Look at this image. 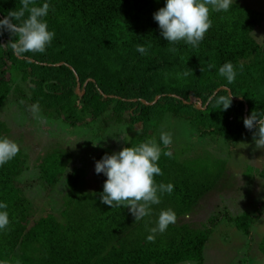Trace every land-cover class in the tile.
<instances>
[{"label": "trees", "instance_id": "1", "mask_svg": "<svg viewBox=\"0 0 264 264\" xmlns=\"http://www.w3.org/2000/svg\"><path fill=\"white\" fill-rule=\"evenodd\" d=\"M44 2L50 5L48 30L55 32L45 53L17 56L10 47L0 48V137L11 133L2 113L9 94V103L21 111L38 105L39 113L69 128L116 139L123 147L150 138L159 143L166 126L184 128L188 140L231 147L250 131L243 119L253 110L264 111V45L252 35L263 21L259 10L233 0L227 12H212L211 28L193 48L183 41L169 44L161 36L153 13L165 0H35L36 6ZM20 6V0H0V19ZM13 39L7 31L0 35L2 44ZM137 44L148 48L146 55L136 50ZM225 62L235 67L232 83L218 74ZM209 64L215 67L209 69ZM188 69L193 75L183 76ZM77 80L81 95L76 94ZM229 94L231 106L219 109L216 97ZM114 128L123 132L121 139L110 132ZM78 140L75 162H68L73 153L61 147L35 158L19 147L0 166V202L8 205L10 220L0 230V264L207 263L205 248L219 218L211 217L202 229L181 221L208 193L221 189V174L202 163L203 154L185 158L171 147L172 140L167 149L172 155H161L163 175L155 180L173 184L174 190L161 195L150 216L134 221L128 208H110L100 201L107 177L95 173V162L114 147L100 150L86 144L88 139ZM214 155L210 157L216 160ZM73 163L79 166L68 170ZM27 175L39 180L45 198L64 187L59 204L36 219L22 190L28 185L20 179ZM260 176L264 178V168ZM166 209L175 212L176 222L148 242V228L155 227L159 212ZM226 220L249 235L252 217ZM256 251L264 259V234L250 251L253 264L260 259L252 256Z\"/></svg>", "mask_w": 264, "mask_h": 264}, {"label": "rangeland", "instance_id": "2", "mask_svg": "<svg viewBox=\"0 0 264 264\" xmlns=\"http://www.w3.org/2000/svg\"><path fill=\"white\" fill-rule=\"evenodd\" d=\"M236 1L259 10L263 14L261 26L256 28L252 35L258 43L264 45V0ZM0 44H2V40ZM17 85L22 84L19 82ZM11 96L12 94H9L7 98L6 110L2 111L5 121L11 127L9 139L15 141L19 147H23L27 154L34 155V158L38 154L45 153L48 149L51 151L53 148L61 147V149L73 153L68 162H75L78 157L76 159L74 155L81 142L78 139H88L89 142L86 144L97 145L100 150L104 145L105 147H114V152L123 148V145L117 144L119 141L116 139H110L103 135L95 137L92 133L81 132L79 128H69L62 121L47 117L41 112L37 119L30 109L23 108L21 111L17 108L16 103L10 104L9 97ZM117 130L114 128L110 132L116 133ZM163 131L170 133L172 140L175 139L171 147L183 152V157L189 159L193 157L194 159L203 154L200 158L202 163L205 166L214 167L221 174L218 184L221 189L208 193L194 208L192 214L181 220L190 223L192 227L196 226L202 229L207 227L211 217L219 218L211 229L212 234L205 248L207 261L205 264H253L250 251L254 250V246L264 234V178L260 176V172L264 168V149L256 148L252 139V131L241 136L235 145L231 147L222 145L219 149L216 143L188 140L190 137L187 138L186 135L189 132H186L182 127L178 129L166 126V129L163 127ZM74 134L78 136V139ZM104 134L108 135L109 131ZM116 135V138L121 139L123 132L119 131ZM211 153L215 154L216 160L210 157ZM72 165L79 166L78 163H73L68 166V170L73 167ZM27 169L29 168L27 167ZM101 176L105 179L104 174L101 173ZM20 180L28 185V188H22V190L31 200L32 219L47 213L50 207L59 204L63 186L53 193L54 197L45 198L46 194L43 191V186H39L38 179H32L27 175ZM219 191L220 194H217ZM242 214L253 218L249 235L243 234L226 220V218L235 219ZM252 256L260 257L257 264H264V259H261L262 256L258 251L254 252Z\"/></svg>", "mask_w": 264, "mask_h": 264}, {"label": "clouds", "instance_id": "3", "mask_svg": "<svg viewBox=\"0 0 264 264\" xmlns=\"http://www.w3.org/2000/svg\"><path fill=\"white\" fill-rule=\"evenodd\" d=\"M233 0H165L163 7L153 13L161 36L169 44L183 41L193 48L198 47L212 26V12H227ZM18 10H10L8 15L0 19V35L7 31L15 39L0 44V48H11L17 56L26 53L43 54L51 44L55 32L48 30L46 17L50 5L44 2L36 6L35 0H20ZM27 14V15H26ZM150 47V46H149ZM136 50L146 55L148 48L137 44ZM176 52V48L169 49ZM215 67L213 64L207 66ZM241 70L243 65H240ZM201 72L204 70L200 69ZM192 74L191 69L182 73ZM218 74L228 83L234 82L236 70L231 62H225L218 69ZM193 75V74H192ZM30 81V80H29ZM212 97L209 98L211 102ZM216 106L227 110L232 103V95H220L215 99ZM33 116L39 119L38 105L30 106ZM244 127L252 131V139L257 149H264V111L253 110L243 119ZM172 143L170 133L162 131L159 143L150 138L135 146L123 147L118 152L105 154L95 162V173H103L107 179L103 183L100 194L101 203L113 207L128 208L134 221H139L152 214V206L161 203V195L171 194L174 186L171 183H157L155 176L163 175L158 161L161 155L171 157L169 149ZM163 145V147H161ZM20 151L19 145L8 137H0V166L11 161ZM8 205L0 202V230L10 224ZM176 214L172 209L161 210L155 227L148 228V242H155V234L163 233L170 224L176 222ZM147 227V225H146Z\"/></svg>", "mask_w": 264, "mask_h": 264}, {"label": "water", "instance_id": "4", "mask_svg": "<svg viewBox=\"0 0 264 264\" xmlns=\"http://www.w3.org/2000/svg\"><path fill=\"white\" fill-rule=\"evenodd\" d=\"M79 88H80V85H79L78 80H77V86H76V94L77 95H81V94H79ZM83 91H84V89H83Z\"/></svg>", "mask_w": 264, "mask_h": 264}]
</instances>
